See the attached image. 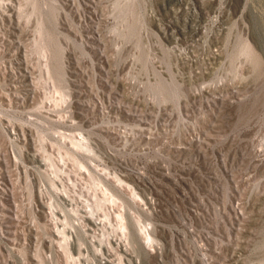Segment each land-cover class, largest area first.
I'll use <instances>...</instances> for the list:
<instances>
[{
    "label": "rangeland",
    "instance_id": "1",
    "mask_svg": "<svg viewBox=\"0 0 264 264\" xmlns=\"http://www.w3.org/2000/svg\"><path fill=\"white\" fill-rule=\"evenodd\" d=\"M71 228L90 264H264V0H0V264Z\"/></svg>",
    "mask_w": 264,
    "mask_h": 264
},
{
    "label": "built area",
    "instance_id": "2",
    "mask_svg": "<svg viewBox=\"0 0 264 264\" xmlns=\"http://www.w3.org/2000/svg\"><path fill=\"white\" fill-rule=\"evenodd\" d=\"M54 212V210L51 212L52 217L55 216ZM86 227L87 225L84 226L85 229ZM96 227L98 228V226ZM72 229L73 228L69 230V234L68 230L63 231V233L65 234L64 236H62L63 242L56 239L59 238V235L51 229L48 230L47 236L44 237H42V235L38 231L36 241L33 243V246L35 248L34 255L36 256V264H40L42 262L44 264H51L55 260L56 256H60V259L63 261V263H66L67 261V264H90L87 260L89 256V247L79 243L78 240L77 242L73 240L74 235H78L79 237H81V234L83 235V233H81L80 230L74 231ZM83 231L84 230L82 229V232ZM61 244L66 246V249L69 254L68 257L64 253ZM19 245L23 248L31 246L26 241V238L23 239V242L19 243Z\"/></svg>",
    "mask_w": 264,
    "mask_h": 264
},
{
    "label": "bare ground",
    "instance_id": "3",
    "mask_svg": "<svg viewBox=\"0 0 264 264\" xmlns=\"http://www.w3.org/2000/svg\"><path fill=\"white\" fill-rule=\"evenodd\" d=\"M117 4H119V3H117ZM128 4H129V3H128ZM133 4H134V3L129 4L130 6H132V13L135 12V8H134L135 5H133ZM118 6H119V5H117V7H118ZM120 7H121V6H120ZM124 10H125V9H124ZM127 11H128V10H127ZM126 13H127V12H126ZM133 14H134V13H133ZM134 25H135V24H134ZM132 26H133V25H132ZM43 29H44V28H43ZM39 31H40V30H39ZM41 31L43 32V30H41ZM43 35H44V34H43ZM41 38H42V37H41ZM246 42H247V41H246ZM246 42H245V46H243L244 43L242 44V46H243V50H242V51L240 50V51H241L242 53L246 54V55L248 56V58H249V56H250V55H253L254 52H253L252 49H251V46H250L251 44L249 45V42H247L248 44H247ZM240 45H241V44H240ZM240 45H239V46H240ZM241 49H242V47H241ZM238 52H239V51H238ZM241 52H240V53H241ZM236 55H237V54H236ZM241 55H242V54H241ZM247 56H246V57H247ZM255 56H256V54H255ZM255 56H250V57H251V59H252V57H253V59H254ZM256 59H257V57H256L255 60H254V61H255V65H256V63H257ZM259 65H260V64H259ZM79 145H80V144H79ZM79 145H78V146H79ZM81 146H82V145H81ZM106 200H107V198H106ZM108 200H109V199H108ZM114 205H115V204H114ZM51 207H52V206H51ZM51 209H52V208H51ZM52 211H53V209H52ZM54 213H55V212H54ZM119 213H120V212H119ZM121 214H122V213H121ZM55 215H56V214H55ZM119 216H120V214H119ZM122 216H123V215H122ZM54 218H55V217H54ZM54 218H53V219H54ZM56 219H57V218H56ZM57 220H58V219H57ZM80 221H82V220H80ZM80 221H79V222H80ZM83 221H84V220H83ZM56 222H57V221H56ZM98 222H99V221H96V223H98ZM81 223H82V222H81ZM139 223H140V222H139ZM82 224H83V223H82ZM82 224H81V225H82ZM123 225H124V224H123ZM82 226H85V224L82 225ZM145 230H146V228H145ZM139 231H140V230H139ZM139 231H138V232H139ZM142 231H143V230H142ZM148 231H149V230H148ZM143 232H144V231H143ZM149 233H150V232H149ZM137 234H138L137 232H136V234L133 233V236L131 235L132 238H133L134 236L136 237ZM87 235L92 236L90 233L87 234ZM146 235H147V234H146ZM125 236H126V235H125ZM92 237H93V236H92ZM92 237H91V238H92ZM144 237H145V236H144ZM146 237H147L148 239L150 238V236H148V235H147ZM79 238H80V237H79ZM79 238H78V242L81 243V244H83L82 241H81L82 239L80 240ZM137 238H138V237H137ZM134 240H135V238H134ZM151 240H152V239H151ZM61 246H62V248L64 249V253H65L66 256L68 257L69 254H68V251H67V249H66V246H65V245H61ZM56 257H57V258H55V260L53 261L54 264H63V263H62V260L60 259V256H56ZM65 264H67V261H66Z\"/></svg>",
    "mask_w": 264,
    "mask_h": 264
}]
</instances>
